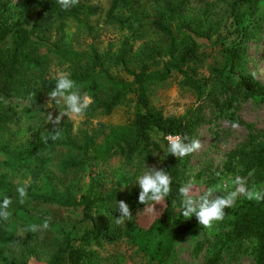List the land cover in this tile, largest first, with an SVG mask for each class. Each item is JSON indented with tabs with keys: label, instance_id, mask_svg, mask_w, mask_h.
Returning <instances> with one entry per match:
<instances>
[{
	"label": "trees",
	"instance_id": "1",
	"mask_svg": "<svg viewBox=\"0 0 264 264\" xmlns=\"http://www.w3.org/2000/svg\"><path fill=\"white\" fill-rule=\"evenodd\" d=\"M219 1L222 0L205 2L197 14L192 12V0H112L99 15L98 6L80 0L68 10L62 9L57 0H19L18 15L9 17L4 14L8 1L0 0V134L15 112L9 107L12 101H26L31 111L40 106L43 97L55 87V73L61 70L71 74L82 94L91 96L93 102L85 113L88 116H108L128 98L133 104L129 120L115 126L97 122L74 132L72 124L62 120L55 126L60 130V138L55 141L50 138L51 133L35 138L24 148L11 147L0 140V164L9 172L25 166L26 172L38 177L46 167V152L58 151L61 157L53 180L47 181L41 191L28 188L23 204L16 191L23 185H15L6 171L0 172V201L5 197L13 201L9 220L0 219V264H25V259L10 254V248L16 243L19 228L33 233L26 230L29 225H43L47 219L41 217L37 208L45 206L79 213L74 225L65 228L62 222L47 220L48 229L41 227L33 233V237L38 236L44 230L52 237L50 246L44 249L48 254L45 264H96L95 251L90 246L113 242L119 236L131 241L147 257L145 264L168 263L176 242L195 226L196 220L172 224L174 207L182 201L181 174L192 154L184 158L168 155L165 137L178 134L196 139L201 119L198 108L208 102L215 104L214 94L227 96L224 104L229 118L235 115L234 100L238 95L264 101V84L243 71V67L237 69L241 62L239 42H225L226 37L214 28L216 13H210V8ZM224 2L228 4V14L244 9L238 13L242 23L238 30L243 39L248 24L244 23L245 14L252 22L260 5L264 7V0ZM96 15L102 16L106 25L126 32L114 51H100L95 44L80 41L84 30L87 35L91 32L88 20ZM70 21L76 23L77 31L67 37L64 30ZM212 31L218 33L214 35ZM136 43L139 44L135 49ZM211 44L218 45L224 58L223 67L212 71L219 84V90L212 93L207 90L208 79L199 75L196 67ZM174 75L198 101L197 109L166 115L152 106V85ZM259 136V132H250L245 143L229 154L226 164L232 168L236 161L253 170L264 190V139ZM45 137H49L47 141ZM113 154L144 167L154 164L172 177L170 195L147 226L137 222V213L145 207L138 202L139 192L127 196L133 217L119 233L106 227L102 217L96 215L98 207L119 198L116 191L106 192L93 177L79 194L72 191L71 175ZM227 224L229 230L219 247L227 246L231 240L252 237L256 241L254 264H264V201L242 204L227 217ZM219 260L218 252L207 257L204 264H217Z\"/></svg>",
	"mask_w": 264,
	"mask_h": 264
},
{
	"label": "rangeland",
	"instance_id": "2",
	"mask_svg": "<svg viewBox=\"0 0 264 264\" xmlns=\"http://www.w3.org/2000/svg\"><path fill=\"white\" fill-rule=\"evenodd\" d=\"M6 1H8L7 10L4 11V14L9 17L18 15L19 7L17 4L19 0ZM80 1L98 6L99 15H102L112 0ZM223 1L225 0L219 1L210 8V13H216L213 22L214 28H218V32L226 37L224 38L225 42L229 44L239 42L241 46L239 59L241 62L237 69L243 67V71L251 75L255 72L256 76L253 78L264 84V7L260 5V9L256 12V17L253 18L252 22H249L248 15L245 14L246 21L244 23L247 22L248 24L245 25L246 35L241 39L238 29L242 23L238 13L244 9H237L236 12L238 13L228 14V4L223 3ZM205 2L210 3V0H192V12L200 13L206 5ZM2 9L1 7L0 12ZM103 19L102 16L97 15L91 17L88 20L91 32L87 35V31L84 30L80 41L86 45L95 44L100 51L108 48L114 51L126 32L116 26L106 25ZM75 24L74 21L67 23L64 30L67 37L77 31ZM213 33L214 35L217 34L216 32ZM138 44H135V49ZM218 49L217 44H211V47L204 50L205 54L196 63L199 75L208 79L207 90L211 93L219 90L218 79L212 71L214 68H222L224 64V58ZM231 77L237 79L234 74ZM179 82L180 78L174 75L164 82L152 85L150 88L152 106L161 109L166 115H179L190 109H197L200 104L190 91L180 86ZM214 95L217 101L215 104L208 102L198 108L201 119L197 124L196 139L201 141L202 147L194 152L188 160L181 174L182 184L192 181L198 190L197 194H203L208 188L218 186L221 189L218 194H222L223 191L232 187V180L239 175L247 178L249 188L255 186L257 189H262L263 182L257 180L256 176L253 175V170H247L245 165L236 161L233 162L231 168L227 166L226 161L231 152L245 143L250 132H259L258 139H264V101L255 98L242 99V95H238L234 100V104L237 106L235 115L233 118H229L230 112L224 104L228 99L227 96L225 94ZM48 99V96L43 97L40 106L33 107L32 111L26 101L13 100L9 107H12L15 112L2 130L0 140L11 147L24 148L29 146L35 138L52 133L56 125L48 123L46 115L50 112L55 117L59 114V109L56 106L46 107ZM132 109V100L128 98L108 116L84 114L79 119H68L65 116L62 120H68L72 124L74 132L88 124L91 127L95 126L97 122L115 126L126 123L130 118ZM233 123L238 124V127L233 128ZM60 158L58 151L46 152L44 158L46 167L38 177L30 171L26 172L25 166L9 172L0 164V172L6 171L7 178L15 185H24L25 182H28L30 190L41 191L47 181L53 180L52 175L55 173V167ZM147 166L152 167L154 164ZM145 168L127 161L118 154H113L105 160L88 164L71 175V188L73 193L79 194L90 182V178L93 177L101 183L106 192L116 191L119 198L105 206L98 207L96 215L102 217V222L106 227L116 229L120 233L126 222L123 225L115 224V219L120 215L117 209V201L123 200L127 203V196L130 193L141 191L139 185L135 183V179L145 171ZM248 202L250 201L246 198L239 197L233 208L225 209V218L222 221L214 222L211 228H204L195 216L191 217L190 219L196 220L195 226L176 242L167 264H204L207 257H212L218 252L220 253V260L217 264H254L256 241L252 237L242 241L231 240L227 246L219 247L229 230L227 217L242 204ZM181 206L182 201L175 205L172 224L187 220L181 215ZM161 207V204L155 205L152 212L144 211L145 207L140 209L137 213V222L142 226H147L158 214ZM37 211L41 212V217L44 219L62 222L65 228L74 225L79 216L78 212L50 206L38 207ZM51 242V235H48L44 230L38 236L33 237V233L19 228L16 243L10 248V254L19 255L18 259H25V264H45L48 254L44 252V249L46 245L50 246ZM90 247L95 251L96 264H145L147 261V257L123 236H119L113 242H102L100 245L93 244ZM20 252L26 255L22 256Z\"/></svg>",
	"mask_w": 264,
	"mask_h": 264
},
{
	"label": "clouds",
	"instance_id": "3",
	"mask_svg": "<svg viewBox=\"0 0 264 264\" xmlns=\"http://www.w3.org/2000/svg\"><path fill=\"white\" fill-rule=\"evenodd\" d=\"M57 3L64 10H68L79 3V0H57ZM253 77L256 73H252ZM56 81L55 87L48 93V102L46 107H58L59 114L53 116L52 113L46 115L47 122L58 126L62 118L67 116L68 119H79L83 117L90 105L92 98L87 93L82 94L76 82L71 78V74L66 71H57L53 77ZM233 128L238 124L233 123ZM49 137H45L47 141ZM50 138L55 141L60 138V130L54 127ZM167 153L176 158H184L201 149L202 144L199 139L189 138L181 135H167ZM219 175V173H217ZM137 183L141 189L138 196V202L145 205L144 211L152 212L155 205L165 203L166 197L171 193L172 177L167 171L158 169L156 166H146L145 171L136 177ZM28 182L16 189L19 203L23 204L27 197ZM198 190L192 181H189L179 188V194L182 197L181 215L185 219L195 216L199 224L204 228H211L214 222L222 221L225 218V209H231L235 206L239 197H244L249 201H264V190L257 189L255 186L249 188L246 177L235 176L232 180V187L223 191L216 187L208 188L203 194H197ZM12 198L5 197L0 201V219L8 221L11 212L9 208L12 204ZM117 209L120 213L115 219L116 225H123L133 217L129 204L123 200L117 201ZM48 229L49 223L44 221L43 225L31 224L27 231L37 232Z\"/></svg>",
	"mask_w": 264,
	"mask_h": 264
}]
</instances>
